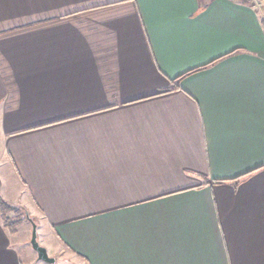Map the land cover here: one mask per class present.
<instances>
[{"label": "crops", "instance_id": "0c3cea01", "mask_svg": "<svg viewBox=\"0 0 264 264\" xmlns=\"http://www.w3.org/2000/svg\"><path fill=\"white\" fill-rule=\"evenodd\" d=\"M263 2L0 0V197L82 264H264Z\"/></svg>", "mask_w": 264, "mask_h": 264}, {"label": "rangeland", "instance_id": "374dc122", "mask_svg": "<svg viewBox=\"0 0 264 264\" xmlns=\"http://www.w3.org/2000/svg\"><path fill=\"white\" fill-rule=\"evenodd\" d=\"M261 8H262V12L264 13V2L263 4H261ZM8 217H10L12 219V221H14V225L10 224V229L12 232H15V239L16 241L19 242H24V245H18V251L21 254L22 260L24 264H35L38 263V260L36 261L37 258V254L36 252H34V249L30 243V239H31V233H32V223L25 218L22 215L16 216L14 213L12 212H8ZM16 216V217H15ZM7 218L9 220L8 223H11V219ZM17 219V220H16ZM6 223V221H5ZM38 233V231H37ZM38 239L39 242L46 247V245H44V241L42 239V234L40 233V235L38 234ZM48 250V253L51 256L57 257L59 258V263L57 264H82L79 260L77 259L74 255L70 254V253H65L63 255H58L57 252L58 250L53 249V247L50 245L49 247H46ZM32 253V255H34V259L29 261V256L28 253ZM30 262V263H29ZM41 263L43 264H48L45 261H41Z\"/></svg>", "mask_w": 264, "mask_h": 264}, {"label": "water", "instance_id": "95a60500", "mask_svg": "<svg viewBox=\"0 0 264 264\" xmlns=\"http://www.w3.org/2000/svg\"><path fill=\"white\" fill-rule=\"evenodd\" d=\"M26 215L29 218V221L32 223V233H31L30 243L33 249L37 252V260L45 261L48 263H54L56 261V258L54 256L49 255L47 248L39 242L38 233H37V224L29 216L28 211H26Z\"/></svg>", "mask_w": 264, "mask_h": 264}, {"label": "trees", "instance_id": "16d2710c", "mask_svg": "<svg viewBox=\"0 0 264 264\" xmlns=\"http://www.w3.org/2000/svg\"><path fill=\"white\" fill-rule=\"evenodd\" d=\"M244 3H252L253 1H256V0H240ZM259 1V0H258ZM8 212H12L14 213L16 216H19V215H22L24 216L25 218L28 219L27 215H26V208L24 207H18V206H13L9 203H7L6 201H4L1 197H0V213L5 216V221H6V224L9 226L10 224L14 225V221H12V219L10 217H8ZM15 216V217H16ZM7 218H10L11 220V223H8L9 220Z\"/></svg>", "mask_w": 264, "mask_h": 264}]
</instances>
